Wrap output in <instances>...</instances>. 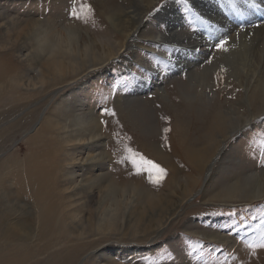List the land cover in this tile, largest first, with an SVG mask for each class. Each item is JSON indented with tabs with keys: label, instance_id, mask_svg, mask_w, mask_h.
Masks as SVG:
<instances>
[{
	"label": "rangeland",
	"instance_id": "rangeland-1",
	"mask_svg": "<svg viewBox=\"0 0 264 264\" xmlns=\"http://www.w3.org/2000/svg\"><path fill=\"white\" fill-rule=\"evenodd\" d=\"M137 1L0 0V28L11 33L0 40V57L9 53L6 58L17 73L20 71L0 82V264H264V249L257 247L253 254L248 247L264 238V199H227L229 189L246 188L248 178L251 185L256 177L264 181V118L254 120L239 137L226 143L206 196H195L188 202L204 180L205 167L199 165V156L198 162L193 158L216 148L222 134L218 111L230 107L241 113L249 110L245 97L241 100L237 78L227 74L230 67H210L221 53L214 45L221 38L230 40L226 33L234 20L243 18L246 7H254L256 0H248V4L244 0H161L145 14L148 23L141 30L144 36L138 39L140 46L131 57V68L126 67L135 45L120 49L115 64H107L82 82L65 81L54 86L56 83L44 77L48 83L41 84L42 64L31 65L33 48L21 47L23 31L29 26L26 22L33 20L41 21L39 29L48 28L52 35L53 29L63 35L73 31L99 44H118L121 22L110 15H120ZM173 1L192 43L188 41L183 47L177 39L161 48L146 44V40H155L149 36L166 33L167 25L157 19V14ZM73 7L78 9L79 19L72 18ZM203 16H207L206 26L201 24ZM248 35L262 38L261 32ZM205 38L212 42L210 48L202 42ZM195 45L203 52L199 56L192 55ZM180 47L184 52L178 54ZM175 53L178 57L173 58ZM46 58L41 57L42 62ZM142 83L159 86L144 89ZM104 107L116 115H101ZM54 108L61 113H55ZM68 112L70 118L90 116L83 127L90 123L100 129L95 146L76 154L80 160L96 158L83 163L82 169L65 161L70 148L62 143L59 130L46 134L51 128L47 120H64L61 116ZM165 128L171 131L165 134ZM129 148L164 168L166 177L159 184L150 183L147 166L138 157L141 169L137 174ZM63 174H75L73 181L83 180L84 184L98 177L100 184H113L119 193L127 192L125 195L137 191L141 206H147L150 199L180 206L165 230L158 233L79 237L65 218L64 192L52 190L46 205L53 225L41 238L33 194L44 185L53 186ZM90 200L91 208L97 195ZM22 223L33 227L29 238Z\"/></svg>",
	"mask_w": 264,
	"mask_h": 264
},
{
	"label": "bare ground",
	"instance_id": "bare-ground-1",
	"mask_svg": "<svg viewBox=\"0 0 264 264\" xmlns=\"http://www.w3.org/2000/svg\"><path fill=\"white\" fill-rule=\"evenodd\" d=\"M160 1L161 0H138L130 8L124 9V11L122 10L120 15H110L112 18L117 17L121 22L122 38L118 44H112L105 41L99 44L97 41L92 40V38L84 37L73 31L69 32L67 35H63L61 32H54L55 29H53L52 35V30H48V28L42 31L39 29L41 21L32 19L33 21L26 22L29 26H26L23 31L25 35H22V42L20 41L22 43L21 47L24 48L30 46L33 48L30 53L31 65L42 64L43 79L41 84L48 83L45 81L44 77L48 78L49 82L56 83L54 86L65 81L82 82L85 77L100 73L107 64H115L114 62L119 55L118 52L120 49L124 47L131 49L130 47L135 45V50L129 54V64L126 67L127 69H130L132 64L131 57L135 56L136 48H139L140 46L138 39H141L144 36V33L141 30L146 27L148 23V21H145V14L149 8L155 6L156 3ZM195 1L196 0H193V2ZM137 4L138 7L133 8V6ZM177 9L178 5L174 1L164 5L157 14V19H160L167 25L165 29L166 33L160 32L157 36L156 34L149 36L155 40L153 42L146 40V44L152 43L161 48L166 42L175 41L177 39L180 40V44L183 47L187 46L188 41L192 43L191 40L193 38L190 37L188 33L185 34V29L182 26V15L180 17ZM201 9L199 8V10ZM107 10L109 9L107 8ZM194 13H196V11H194ZM243 14V18L236 17L234 20L235 22L233 23L234 26L233 28L230 27L229 33L225 32L230 35H226L227 38L230 39L227 45L228 51L217 54L214 64H212L210 69L219 66L224 68L225 65L230 67H226L227 74L229 77L235 76L237 78L236 81L239 91L244 95H242L241 100L245 97L244 99L248 102L249 110L245 113H241L240 109H237L236 107L233 109L230 107L229 110L218 111L222 134L219 135L218 140L215 143V147H217L212 151L207 149V151L202 152L199 155L195 154L196 157L193 159L198 162L199 156V165L205 167L204 180L201 188L188 200V202H190L195 196H206L207 186L212 179L215 166L222 159L223 151L227 146L226 143L232 140L235 136L239 137L245 128L252 124L254 120L264 118V0H256L254 7H246ZM206 17L203 16L201 18V24L204 26H206ZM239 18L242 19L236 21ZM154 27L155 24H153V28ZM6 31L10 33V30L7 29ZM255 32H261L262 38L256 39L253 36L248 35V33ZM9 33H5L4 30L0 28V40L4 39L6 36L9 38L11 36ZM206 39L207 38L202 40V42L204 41L205 46L210 48L212 42ZM130 41L135 43L132 44ZM249 41H253L254 43L252 44L254 46L251 45V43L249 44ZM145 43L144 45H146ZM249 45H251L250 48ZM12 48H15V46ZM160 50L162 51V49ZM180 50L177 51L178 54L184 52V48L180 47ZM161 51L160 53H162ZM202 53L203 52L199 51V45H195L192 55L199 56ZM178 54L175 53L172 57H178ZM7 55H9V53H7ZM7 55L2 54L0 57V82L3 83L8 77L20 74V71L17 73L15 70L10 58H6ZM43 56L47 57L44 59V62L41 60V57ZM120 57L126 59V57L122 55ZM172 57L171 59H173ZM189 73L193 74L194 70L190 69ZM102 74L104 75L106 72H103ZM201 82L203 81L201 80ZM150 86L159 85L142 83L140 87L148 89ZM36 94H38V92H36L35 95ZM241 102L242 101L239 102V105L242 106ZM53 110L57 114L61 113V110L57 111L56 108ZM67 114L69 115L61 116L64 120L59 119L55 123H51L52 120L50 121V119H48L47 125L51 128L46 130V134L50 132L52 134L55 129L59 130L62 136V143L70 148L69 153H67V155H69L68 160L65 161L69 162L71 167L82 169L83 163L93 161L96 158L80 160L77 158L78 156H76V154L78 151H90L91 148L95 146V139L99 136L100 129L98 126H93L90 123H87L89 124L87 127H83L86 123L84 120H87L90 116L82 114L80 117L75 116L76 119L73 117L72 119L70 118L71 113L68 112ZM262 171L263 172L261 173L264 177V170ZM74 175L75 174H68V176L65 174H63V176L59 175L56 179L57 182L54 183L53 186L48 185V187H45L44 185L41 189L34 192L33 201L39 218V232L41 238L47 234V231L53 225L52 219L50 218L51 210L46 205L49 196L52 195V190H62V192H64L67 200L65 218L66 220H69V226L72 232H74V234L77 233L79 237L93 236L94 238L96 235L105 234H122L124 236L133 234L134 236H144L153 232L158 233L165 230L168 222L174 217L176 210L180 206L173 205V203L171 205V202L162 203L160 200L156 199H150L147 206H141L138 194L135 193L137 191L128 195H125L127 192L119 193L120 191L117 190L113 184H100L98 177L90 179L86 184L83 183V180L80 181V183H77L73 181ZM252 176H256V174H253ZM61 178L64 179V181L61 182ZM248 179L249 180H246V188L249 185L250 189L240 187L231 188L229 189L227 199L236 200L241 198L249 201L264 199V181L256 177L252 179L253 181L255 180L256 183H252L253 185H251L249 184L251 179ZM88 185L89 188L86 190L85 186ZM84 190L86 191L83 193ZM82 193L83 195H81ZM94 195H97V201L96 203L94 202L95 204L93 206L91 205L92 207L90 208V199L92 196L94 197ZM222 198H224V196H222ZM86 210L89 211L86 212ZM21 225L24 230L23 233L29 238L33 227H31L30 224L27 225V223H22Z\"/></svg>",
	"mask_w": 264,
	"mask_h": 264
},
{
	"label": "snow or ice",
	"instance_id": "snow-or-ice-1",
	"mask_svg": "<svg viewBox=\"0 0 264 264\" xmlns=\"http://www.w3.org/2000/svg\"><path fill=\"white\" fill-rule=\"evenodd\" d=\"M245 2H248V0H245ZM89 13H91V9L89 8L87 10ZM78 9L76 7L72 8L71 16L74 19H79L80 17L77 15ZM229 41L225 38L219 39V41L214 45L217 51L220 52H227L228 51V45ZM219 79V77H218ZM101 115L104 116H115L116 113L114 110L109 109L107 107H104L101 109ZM170 128H165L164 132L167 134L170 132ZM167 137L165 136V139ZM127 152L130 154L129 158L131 159V162L133 164V167L137 169V174H139L141 165H138L137 163V157L139 158L140 161L143 162L144 165L147 166L148 170V180L152 184H159L167 175L166 170L162 167H160L158 164L153 163L150 160H145L143 156H139V154H134L132 153V150L129 148L127 149ZM248 247L252 250L253 254H255L256 248H262L264 249V238H262L261 242L258 245H248Z\"/></svg>",
	"mask_w": 264,
	"mask_h": 264
}]
</instances>
